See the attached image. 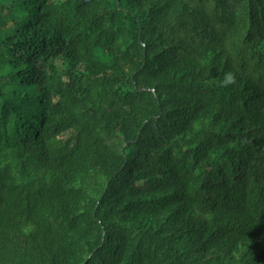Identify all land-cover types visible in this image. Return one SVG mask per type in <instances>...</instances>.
<instances>
[{
    "label": "trees",
    "instance_id": "trees-1",
    "mask_svg": "<svg viewBox=\"0 0 264 264\" xmlns=\"http://www.w3.org/2000/svg\"><path fill=\"white\" fill-rule=\"evenodd\" d=\"M0 264H264V0H0Z\"/></svg>",
    "mask_w": 264,
    "mask_h": 264
},
{
    "label": "clouds",
    "instance_id": "clouds-1",
    "mask_svg": "<svg viewBox=\"0 0 264 264\" xmlns=\"http://www.w3.org/2000/svg\"><path fill=\"white\" fill-rule=\"evenodd\" d=\"M235 82V78L232 74H228L223 82L224 86H227L228 84L234 83Z\"/></svg>",
    "mask_w": 264,
    "mask_h": 264
}]
</instances>
